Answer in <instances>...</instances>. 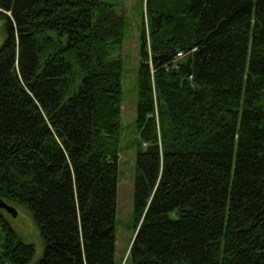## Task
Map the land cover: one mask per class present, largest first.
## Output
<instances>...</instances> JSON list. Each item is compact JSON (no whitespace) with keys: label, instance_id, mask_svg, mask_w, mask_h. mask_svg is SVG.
Listing matches in <instances>:
<instances>
[{"label":"trees","instance_id":"16d2710c","mask_svg":"<svg viewBox=\"0 0 264 264\" xmlns=\"http://www.w3.org/2000/svg\"><path fill=\"white\" fill-rule=\"evenodd\" d=\"M145 3L127 262L264 264V0ZM0 20V202L31 212L36 264H118L125 14L0 0ZM6 213L0 264H29Z\"/></svg>","mask_w":264,"mask_h":264},{"label":"rangeland","instance_id":"374dc122","mask_svg":"<svg viewBox=\"0 0 264 264\" xmlns=\"http://www.w3.org/2000/svg\"><path fill=\"white\" fill-rule=\"evenodd\" d=\"M116 1L126 17L128 29L122 48L117 55L123 58L122 72V122L121 150L119 154V180L117 194V243L116 260L118 264H126L131 243L135 234L134 226V176L135 160L138 146V129L136 125V109L138 101V77L141 63V29L147 28L145 0H111ZM4 39V22L0 20V45ZM16 217L8 212L17 234L27 243L35 246V255L29 264H36L44 251V243L40 230L29 210L15 205ZM127 264H132L127 262Z\"/></svg>","mask_w":264,"mask_h":264},{"label":"water","instance_id":"95a60500","mask_svg":"<svg viewBox=\"0 0 264 264\" xmlns=\"http://www.w3.org/2000/svg\"><path fill=\"white\" fill-rule=\"evenodd\" d=\"M0 208L6 210L12 217H16L18 214V210L14 205H11L3 200L0 202Z\"/></svg>","mask_w":264,"mask_h":264},{"label":"bare ground","instance_id":"6f19581e","mask_svg":"<svg viewBox=\"0 0 264 264\" xmlns=\"http://www.w3.org/2000/svg\"><path fill=\"white\" fill-rule=\"evenodd\" d=\"M180 56V55H179Z\"/></svg>","mask_w":264,"mask_h":264}]
</instances>
